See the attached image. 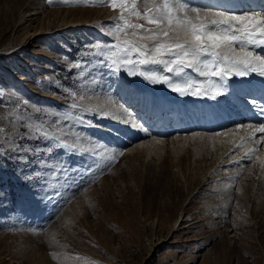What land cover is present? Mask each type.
<instances>
[{
	"label": "rangeland",
	"instance_id": "374dc122",
	"mask_svg": "<svg viewBox=\"0 0 264 264\" xmlns=\"http://www.w3.org/2000/svg\"><path fill=\"white\" fill-rule=\"evenodd\" d=\"M235 1L185 0L257 12ZM119 14L101 0H0V264H264V141L248 142L259 119L213 138L196 125L220 100L148 78L204 77L114 68L97 45L116 43ZM242 83L217 98L236 97L246 119ZM246 149L250 160H222Z\"/></svg>",
	"mask_w": 264,
	"mask_h": 264
},
{
	"label": "snow or ice",
	"instance_id": "6c2138e0",
	"mask_svg": "<svg viewBox=\"0 0 264 264\" xmlns=\"http://www.w3.org/2000/svg\"><path fill=\"white\" fill-rule=\"evenodd\" d=\"M101 3L119 9L120 13L110 25L116 43L97 45L101 57L112 58L116 69L160 63L165 65L166 72L177 77L191 69L205 80L172 81L169 76L156 74L148 78L167 83L181 95H210L212 99L227 91L226 82L233 76L256 73L264 77V55L253 51L264 47V15L258 12L203 11L189 6L185 0H101ZM144 40L152 41L151 47L141 42ZM251 103L257 106L255 99ZM260 110L264 113V107ZM257 131L264 133V123ZM253 139L264 141V137L250 136L248 142ZM253 155L254 151H250L243 158L250 160Z\"/></svg>",
	"mask_w": 264,
	"mask_h": 264
},
{
	"label": "bare ground",
	"instance_id": "6f19581e",
	"mask_svg": "<svg viewBox=\"0 0 264 264\" xmlns=\"http://www.w3.org/2000/svg\"><path fill=\"white\" fill-rule=\"evenodd\" d=\"M220 1H222V0H220ZM229 1H231V0H229ZM241 1H242V3H241ZM236 0L235 2H231L230 3V9H232V10H236V11H238V10H242V8H245L244 10H246V11H248L249 9H255V8H258V7H261V8H263L264 9V0H256V2H254L253 4H250L249 3V1L248 0ZM215 3V2H214ZM224 3V2H223ZM229 4V3H228ZM235 4H236V7H235ZM225 7V6H224ZM262 48V47H261ZM261 48H259V49H261ZM264 48V47H263ZM262 48V49H263ZM258 49V50H259ZM255 50V49H254ZM260 51H262V50H260ZM259 51V52H260ZM261 54V53H260ZM255 75V74H254ZM255 76H257V77H255ZM254 76V81L256 82V80H257V83L258 84H255L254 86H250L249 84H248V82H250V81H248V78H245L246 80H244V77H239V76H233L231 79H229L227 82H226V84H227V86L231 89V86H233V85H239L240 84V82H244V84H243V86H244V95L245 96H248V98H249V102H251L253 99H255L256 101H257V103H260V105H257L256 106V108L254 109L253 108V106L251 107V106H249L250 108H251V111L249 112L247 109V111L249 112L248 114V116L249 117H246V119H250V120H254L255 121V119H259V121H258V124L257 125H259V124H261V123H259L260 122V120L261 121H263V119H264V113H262L261 112V110H259V106L260 107H264V77H260L259 75H255ZM247 77V76H246ZM253 77V76H252ZM250 79H251V77H249ZM257 78V79H256ZM233 81V84H232V81ZM252 82V81H251ZM259 83H261L260 84V86L258 87V85H259ZM227 87V89H229ZM166 88H164V90H165ZM235 89V88H234ZM242 89H243V87H242ZM170 91V90H169ZM166 92V91H165ZM233 92V91H232ZM169 93V92H168ZM171 96V95H170ZM139 98V97H138ZM194 98V97H193ZM192 98V99H193ZM221 98V97H220ZM220 98H217L216 97V103L220 100V102H218L217 103V107H218V109H217V111H213V113H210V114H208L207 113V115H205L204 116V120L202 119V121H198V125H196V126H202V127H200V128H204V131L205 132H207L206 130H208V133H210V131L209 130H214V132H211L210 133V135H211V137H213V138H217V136H218V138H220V137H222V136H225L226 137V139L228 138L229 140H230V138L234 135V136H239L238 137V139L240 138V136H241V131L242 130H240L239 129V127L237 128V126H239V122H242V121H244V120H246V119H244L245 118V116L244 115H240V113H239V115H237V114H234L235 113V108H234V110H233V108H232V101H235L236 100V97H234L235 98V100H234V98L232 99V101L231 100H229V99H227V100H229V101H222L223 99H220ZM225 98V97H224ZM243 98V97H242ZM197 101V100H196ZM237 101H240V100H237ZM242 101V100H241ZM240 101V102H241ZM243 101H244V98H243ZM197 103V102H196ZM234 104L236 103V102H233ZM238 103V102H237ZM195 104V103H194ZM209 104V103H208ZM233 104V105H234ZM243 104V103H242ZM190 105V104H189ZM198 105V104H197ZM250 105H252V103L250 104ZM235 106H239V105H235ZM240 106H241V104H240ZM246 106V105H245ZM247 106H248V103H247ZM242 107V106H241ZM232 108V109H231ZM247 108V107H246ZM258 110L259 111V115H261L262 114V116H259L258 115V112H254L253 113V110ZM261 109V108H260ZM238 110H239V108H238ZM237 110V111H238ZM231 111L233 112V113H231ZM245 114V113H244ZM251 115V116H250ZM133 116V115H132ZM199 116V115H198ZM132 118V117H131ZM130 118V119H131ZM196 118V117H195ZM202 118V117H201ZM261 118V119H260ZM169 121V120H168ZM171 123V122H170ZM196 123V122H195ZM263 123V122H262ZM225 125V126H224ZM252 125V124H251ZM256 125V126H257ZM192 126H195V125H193L192 124ZM195 126V127H196ZM229 126H231V127H229ZM254 127L252 130L255 132H253L252 134H253V136H258V137H264V133H263V135L261 136V134L262 133H260V132H258L257 131V128L258 127ZM260 126V125H259ZM228 129H226V128ZM241 127V126H240ZM223 128H225V130L223 129ZM237 128V129H236ZM231 129H234V131H231ZM240 130V131H239ZM245 130V129H244ZM249 130V129H248ZM256 130V131H255ZM248 133V132H247ZM246 133V134H247ZM203 134V133H202ZM249 134V133H248ZM257 134V135H256ZM203 135H207V133H204ZM242 136H243V134H242ZM208 137H210V136H208ZM245 137V136H244ZM247 137H248V135H247ZM156 137H149V139H155ZM217 138V139H218ZM234 138H236V137H234ZM243 137H241V139H242ZM233 139V138H232ZM232 139H231V142H232ZM229 140H227V141H225L226 143L229 141ZM246 140V139H245ZM254 140H257V139H254ZM143 141V140H142ZM223 141H224V139H223ZM234 141L235 140H233V143H234ZM236 141H237V138H236ZM260 141V140H259ZM219 142V141H218ZM221 142V141H220ZM224 142V143H225ZM261 142V141H260ZM238 143V142H237ZM219 144V143H218ZM227 144H230V143H227ZM235 144H236V142H235ZM239 144H240V142H239ZM243 144V143H242ZM255 144V143H254ZM257 144H259V143H257ZM220 145V144H219ZM226 145V144H225ZM232 145V144H231ZM249 145H250V143H249ZM248 145V146H249ZM227 146V145H226ZM225 146V147H226ZM229 147H230V145H229ZM232 147V146H231ZM243 147H245V146H243ZM253 147V146H252ZM228 148V147H227ZM234 148V147H233ZM249 148V147H248ZM247 148V149H248ZM254 148V147H253ZM252 148V149H253ZM236 149V148H235ZM246 149V150H247ZM251 149V150H252ZM255 149V148H254ZM253 149V150H254ZM228 150V149H227ZM226 150V151H227ZM239 150V149H238ZM245 150V149H244ZM250 150V151H251ZM256 150V149H255ZM225 151V152H226ZM231 151H232V149H231ZM236 151V150H235ZM250 151H236L234 154H231V155H225L224 154V156H223V158H222V160L225 162V161H229V159H241V157L242 156H245V154L246 153H248V152H250ZM222 152H224V151H222ZM227 153V152H226ZM231 153V152H230ZM257 153V152H256ZM262 154V153H261ZM261 154H260V156H261ZM259 155V154H258ZM227 156H229V157H227ZM262 157V156H261ZM256 159V158H255ZM258 159V158H257ZM256 159V160H257ZM259 159H260V157H259ZM259 159H258V161H259ZM221 160V161H222ZM243 160H248V159H245V158H243ZM253 160H254V158H253ZM223 161L221 162V163H223ZM230 161H232V160H230ZM240 161V160H239ZM252 161V160H251ZM255 161V160H254ZM241 162V161H240ZM228 163H230V162H228ZM233 163V162H232ZM238 163V162H237ZM242 163V162H241ZM255 163V162H254ZM226 164V163H225ZM239 164V163H238ZM224 165V164H223ZM228 165V164H227ZM254 165H256V163L254 164ZM253 166V165H252ZM233 167V166H232ZM248 167H249V165H248ZM253 168V167H252ZM257 168V167H256ZM245 170V169H244ZM248 170H250V169H248ZM232 171V170H231ZM258 171H263L264 172V169L263 168H261L260 170H258ZM244 172V171H243ZM253 172V171H252ZM231 173V172H230ZM248 173V172H247ZM222 174L223 175H225V177L226 176H228L229 175V172L228 171H223L222 172ZM231 175V174H230ZM233 175V174H232ZM222 177H224V176H222ZM256 177V176H255ZM259 179H260V184H261V186L263 185L264 186V179H263V177H259ZM258 179V180H259ZM247 182V181H246ZM218 185V184H217ZM227 187V186H226ZM225 187V188H226ZM239 187V186H238ZM218 188V187H217ZM223 189V188H222ZM220 191V189H217V190H215V191ZM225 193V192H224ZM218 195H219V193H218ZM238 196V195H237Z\"/></svg>",
	"mask_w": 264,
	"mask_h": 264
}]
</instances>
